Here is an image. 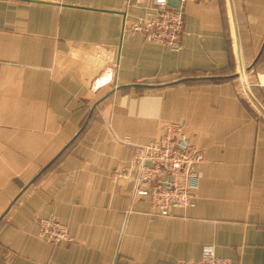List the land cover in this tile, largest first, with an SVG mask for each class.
<instances>
[{
  "label": "crops",
  "instance_id": "1",
  "mask_svg": "<svg viewBox=\"0 0 264 264\" xmlns=\"http://www.w3.org/2000/svg\"><path fill=\"white\" fill-rule=\"evenodd\" d=\"M183 9L172 50L135 30L153 0H0V264H199L204 245L264 264V114L237 43L264 107V0ZM171 123L203 161L162 217L115 174Z\"/></svg>",
  "mask_w": 264,
  "mask_h": 264
},
{
  "label": "built area",
  "instance_id": "2",
  "mask_svg": "<svg viewBox=\"0 0 264 264\" xmlns=\"http://www.w3.org/2000/svg\"><path fill=\"white\" fill-rule=\"evenodd\" d=\"M170 1L179 2L180 5L173 6ZM187 1L189 0H153L155 15L145 28L138 25L135 30H145L148 41L162 43L172 50H178L185 24L183 8ZM183 139V126L179 123L169 124L161 139L135 147L131 171L115 174L116 177H131L135 182L134 194L149 197L154 213L162 217L172 216L173 207L192 206L199 184L195 168L202 163L203 157L194 147L184 145ZM39 225L42 236L52 243L71 241L67 226L56 219L42 218ZM199 264L234 263L217 255L212 245H204Z\"/></svg>",
  "mask_w": 264,
  "mask_h": 264
},
{
  "label": "water",
  "instance_id": "3",
  "mask_svg": "<svg viewBox=\"0 0 264 264\" xmlns=\"http://www.w3.org/2000/svg\"><path fill=\"white\" fill-rule=\"evenodd\" d=\"M170 4L173 5V6H179L180 3L179 2H176V1H170ZM237 25L235 24V27ZM236 31H237V28H235ZM237 43H238V53H239V59H240V65H241V72H242V77H243V81H244V85H245V88H246V92L248 94V96L250 97V99L254 102V104L258 107V109L264 114V107L255 99V97L253 96V94L251 93V91L249 90V87H248V83L247 81L245 80V76H244V69H243V65H242V62H241V52H240V46H239V42L237 40ZM95 108V107H94ZM94 110V109H93ZM89 120V119H88ZM87 120V121H88ZM74 140V139H73ZM73 140L69 143V145L73 142ZM47 168H44L42 172H44Z\"/></svg>",
  "mask_w": 264,
  "mask_h": 264
}]
</instances>
